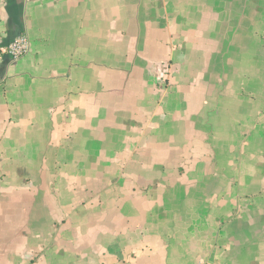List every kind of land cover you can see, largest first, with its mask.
I'll list each match as a JSON object with an SVG mask.
<instances>
[{
  "label": "crops",
  "instance_id": "obj_1",
  "mask_svg": "<svg viewBox=\"0 0 264 264\" xmlns=\"http://www.w3.org/2000/svg\"><path fill=\"white\" fill-rule=\"evenodd\" d=\"M0 264H264V0H0Z\"/></svg>",
  "mask_w": 264,
  "mask_h": 264
},
{
  "label": "built area",
  "instance_id": "obj_2",
  "mask_svg": "<svg viewBox=\"0 0 264 264\" xmlns=\"http://www.w3.org/2000/svg\"><path fill=\"white\" fill-rule=\"evenodd\" d=\"M30 49L29 38L23 34L11 41L6 47L5 52L14 60L26 55Z\"/></svg>",
  "mask_w": 264,
  "mask_h": 264
}]
</instances>
